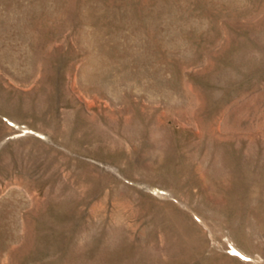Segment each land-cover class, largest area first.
Listing matches in <instances>:
<instances>
[{"label": "rangeland", "instance_id": "1", "mask_svg": "<svg viewBox=\"0 0 264 264\" xmlns=\"http://www.w3.org/2000/svg\"><path fill=\"white\" fill-rule=\"evenodd\" d=\"M0 264H264V0H0Z\"/></svg>", "mask_w": 264, "mask_h": 264}]
</instances>
